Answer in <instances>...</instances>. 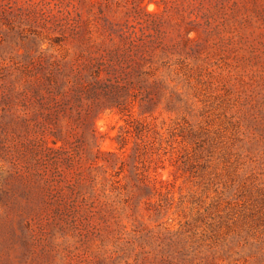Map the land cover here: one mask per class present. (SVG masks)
<instances>
[{"label": "rangeland", "instance_id": "rangeland-1", "mask_svg": "<svg viewBox=\"0 0 264 264\" xmlns=\"http://www.w3.org/2000/svg\"><path fill=\"white\" fill-rule=\"evenodd\" d=\"M129 6L111 0L100 8L122 22ZM182 26L170 11L160 46L178 44L153 58L156 104L95 118L96 142L85 139L84 150L97 148L110 163L92 167L82 153L64 173L70 184H51L84 205L78 229L70 219L27 225L16 214L32 194L1 157L14 138L0 132V252L10 262L39 251L40 264H264V0H228L196 45L180 44ZM37 47L0 42V83ZM11 113L0 99V122L12 123Z\"/></svg>", "mask_w": 264, "mask_h": 264}, {"label": "trees", "instance_id": "trees-1", "mask_svg": "<svg viewBox=\"0 0 264 264\" xmlns=\"http://www.w3.org/2000/svg\"><path fill=\"white\" fill-rule=\"evenodd\" d=\"M110 1L0 0V42L38 45L33 52H22L9 71V83H0L3 105L17 111L11 113L12 123L0 122L2 138L8 134L14 138L12 151H4L1 157L10 162L15 175L23 177L26 184L22 185L32 194L16 211L24 215L27 225L42 218L70 219L79 228L84 205L75 206L51 184L57 180L70 184L64 173L82 153L92 167L98 161L110 163L101 157L103 151L96 148L92 153L83 146L85 139L96 142L93 123L99 114L116 110L130 115L135 103L149 110L156 104L160 83L154 76L153 58L156 51L167 54L170 46L178 44L160 46L169 12L183 25L180 44L196 45L208 36L211 17L228 0H151L161 6L152 11L145 10L142 0H126L130 6L122 22L102 12L100 7ZM42 44L47 46L42 49ZM58 49L62 54H54ZM4 147L1 142L0 151ZM93 179L87 178L88 183ZM31 180L36 184H29ZM90 209L86 212L92 215ZM40 253L31 261L12 263L0 252V264H40Z\"/></svg>", "mask_w": 264, "mask_h": 264}]
</instances>
